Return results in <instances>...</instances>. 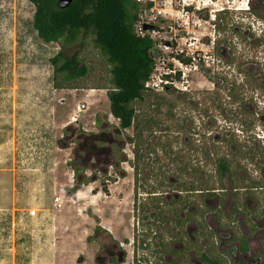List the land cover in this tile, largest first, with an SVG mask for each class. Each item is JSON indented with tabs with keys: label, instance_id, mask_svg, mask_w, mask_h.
<instances>
[{
	"label": "rangeland",
	"instance_id": "obj_1",
	"mask_svg": "<svg viewBox=\"0 0 264 264\" xmlns=\"http://www.w3.org/2000/svg\"><path fill=\"white\" fill-rule=\"evenodd\" d=\"M33 11L34 4L31 0H0V243L11 246L19 240L20 234L21 238L25 239L34 236L35 231L32 230L30 220H26V215L34 214L30 212L31 209L37 212V208L47 205V193H52L53 189H56L68 193L69 197L66 201L79 206L80 211L89 215L94 214L93 211L102 214L101 217L96 218V228L90 234L91 252L95 253L97 250L96 237L101 238L108 231L126 251L124 261L119 264H169V260L160 256L158 251L160 240H157L163 238L171 244L177 241L174 233L181 229V224H176V219L180 217V206L188 208L192 202L199 205L194 211L195 219H198V222L194 221L198 226V229L194 230V235L198 238L199 249L203 248L201 232L207 229L208 220L211 218V213H206L209 210L204 203V196L208 193L197 194L195 191L185 193L184 189L200 188L204 191L208 187L219 186L217 183L221 181L214 178L213 158L225 154L226 149L223 147L225 138L241 142L245 147L259 145V155L253 157L254 161L264 155V148L260 149L262 145L256 134H259L258 115L242 111L240 106L243 101H233L227 97L233 92L240 97L246 95L244 99L246 101L253 95L255 98H252L251 102L259 114V88L249 84L238 85L232 80L245 78L236 68L240 61L257 62L259 65V49L264 50V38L263 36L259 38L257 29L262 26L259 21H262L260 17H264V7L254 8L256 15L244 11L222 12L218 18L211 21L214 25L202 22L201 26L196 28L204 34L201 32L189 34L202 37L201 41L195 40L194 47L197 48L195 54L207 52L217 59L218 65L214 73L210 68L211 64H206L204 58H201L198 68L185 72L184 75L181 74L182 69L176 66L177 56L180 58L181 55H176L171 47L167 48L163 45L169 43L170 38L173 37L175 46L186 48L183 39L180 38L181 33L175 32L180 26V20L176 15L174 17L170 16L171 13L159 15L153 23L156 25L155 30L148 31L159 53L155 57L152 79L158 81V76L165 72H169L168 75L173 77L169 79L168 84L173 93L171 98L173 105L170 107L173 116L165 118L163 115L166 114L164 112L167 109L163 107L160 114L163 122L159 127L161 134L164 135L162 139L167 145L171 143L172 149L178 151V154L183 156V161L189 165V168L181 172H174L176 161L168 167L160 168L166 170L167 175L175 176L173 177L175 182L170 187H164L167 190L162 193L168 197L167 203L161 204V208L168 216L165 220L168 225L165 228V221H155L161 229L158 235L148 228L152 218L147 222L137 210H133V168L130 165L133 145L125 137V134L128 137L132 134L131 126L124 130L121 143L118 145L122 147L127 159L119 163V168L125 171V175H118L115 164L108 165L92 158L87 162L90 168H86L85 173L97 178L88 184H83L78 189L79 192L69 190L74 179L68 161L77 146L76 133L80 129L97 131L103 126L112 130V127L118 124V119L110 116L116 121L114 123L108 118L109 102L101 103L97 97L88 109L77 112L76 117L79 119L77 124L73 122L74 124L67 129H65L66 120H63L65 123L63 126L61 123L58 124L60 115L72 110L76 102H79L81 93L71 92L64 104H58L59 95L55 97L50 57L59 50L60 45L57 41H44L37 35L32 24ZM141 12L143 8L138 13ZM251 17L254 18L253 25L248 23L252 20ZM247 26L251 28L247 29ZM209 31L212 33L208 34ZM212 40L215 43L214 48H212ZM84 42V48L77 43L65 48L68 54L79 51L80 56L89 66V73L73 82L85 85L86 87L83 88H89L88 86L91 85L108 86L110 65L105 55L94 47L91 34L85 37ZM218 47H222V52L224 49L229 50L232 57L226 58L221 55ZM189 59L191 60L190 57ZM177 71H181L179 74L181 76L176 77V74H173ZM246 77L249 78V75ZM229 82L233 83L232 86L228 84ZM161 84L163 86V83ZM162 86L159 85V88ZM229 86L230 90H228ZM177 95L179 98L176 99ZM232 113L235 115L232 116ZM97 118L99 124L95 122ZM211 119L215 120L214 124L208 123ZM250 122L254 123V126ZM164 125L167 126L165 129ZM214 135H220L221 139H212ZM60 141L66 146H60ZM201 149H209V157L203 154ZM108 156L110 159L113 157L112 161H115L111 153ZM54 160L57 161L55 165L52 164ZM240 161L249 162L245 158H241ZM248 166L252 168L251 165ZM105 167H107L105 173L99 171V168ZM101 179L106 181L107 192L100 188ZM166 182H169L168 179ZM181 183L185 187H180ZM190 183L193 185L192 188L189 187ZM146 188L149 189L147 185ZM139 191L137 196L139 195L140 200H143L142 197L146 194L141 189ZM77 193L78 197H76ZM224 195L225 193H222V197ZM149 209L153 210L152 207ZM217 215L221 218L225 216L222 210ZM102 216L109 218L112 231L99 230ZM178 225L180 228L177 227ZM185 227L184 222L181 231L183 230V235L186 236ZM199 227L202 228L201 231ZM145 233L148 234L145 240L147 246L140 244L139 241ZM133 234L134 242H132ZM173 234L175 236L171 239ZM178 262L195 264L189 260V257ZM88 263L96 264L93 259Z\"/></svg>",
	"mask_w": 264,
	"mask_h": 264
},
{
	"label": "trees",
	"instance_id": "obj_2",
	"mask_svg": "<svg viewBox=\"0 0 264 264\" xmlns=\"http://www.w3.org/2000/svg\"><path fill=\"white\" fill-rule=\"evenodd\" d=\"M56 1L31 0L34 4L32 24L37 35L44 41H57L60 45L59 50L50 57L54 87H86L73 81L87 75L89 66L79 51L68 54L65 48L75 43L84 48L85 37L91 34L94 47L105 55L110 65L109 85L88 87L106 89L110 112L118 119V124L114 125L112 130L103 126L97 131L80 129L78 133L75 132L77 146L68 161L73 170L74 183L69 190L76 191L83 184L97 178L85 173V169L90 168L87 162L92 158L108 165L115 164L118 175H125V171L119 168V163L127 159L122 147L118 145L121 143L124 130L131 126L132 134L129 137L125 134V137L133 145V158L130 164L133 168V210H137L147 222L152 218L148 228L159 234L161 229L155 221L162 222L168 218L161 208V204L167 201L162 193L167 190L164 187H170L175 182L173 181L175 176L167 175L166 170L160 168L168 167L176 161L174 172H181L189 168V165L183 161V156L179 155L178 151L172 149L171 143L168 145L165 143L162 139L164 135L159 128L163 122L160 117L163 107L167 109L163 115L165 118L173 116L170 108L173 105V103L171 105L173 93L169 85H165L161 91L145 86V81L153 71L155 57L159 53L154 40L148 34L140 35L135 31L134 23L142 5L136 0H71L68 6L60 8ZM219 15L220 13L217 18ZM179 74L180 72H177L176 77ZM217 99L220 101L219 97ZM98 119L95 120L96 123ZM73 124H67L65 129ZM166 127L164 125V129ZM60 146L66 144L61 142ZM201 150L209 157V149ZM109 153L115 157V161H112L113 157L110 159ZM215 165L220 176L226 165L224 155L216 157ZM106 168H99V171L105 173ZM200 172L202 173L201 169ZM167 179L169 182H166ZM100 186L102 191L107 192L105 179L100 180ZM180 187L185 186L181 183ZM189 187H193L192 183ZM140 189L146 194L143 195V200L137 196ZM147 238L148 234L145 233L139 240L140 244L147 246L145 242Z\"/></svg>",
	"mask_w": 264,
	"mask_h": 264
},
{
	"label": "flooded vegetation",
	"instance_id": "obj_3",
	"mask_svg": "<svg viewBox=\"0 0 264 264\" xmlns=\"http://www.w3.org/2000/svg\"><path fill=\"white\" fill-rule=\"evenodd\" d=\"M257 6L259 8L264 7L263 3L252 5L253 9ZM261 18L264 20V17ZM258 36L264 38V30ZM214 44L213 42L212 48H214ZM221 48H217L221 55L226 58L232 57L229 50L224 49L222 52ZM217 65V59L215 63L210 65L213 73ZM236 68L238 73H243L245 78L240 77L239 80L235 78L232 82L234 81L238 85L249 84L259 88V114L251 102L252 98H255L253 95L246 101H244L246 95L240 97L239 94L233 92L227 97L233 101H243L242 106H240L242 111L245 110L258 115L259 134H256L259 136L262 145L260 149H262L264 148V50L259 49V65L257 62L240 61ZM246 75H249V78ZM228 84L232 86L233 83L229 82ZM230 86L228 90H230ZM234 115L232 113V116ZM214 122L213 119L208 121L209 124H214ZM250 124L254 126V123L250 122ZM213 138L217 140L218 138L221 139V136L214 135ZM223 143V147L226 149L224 154L226 165L223 174L220 176L215 165L216 157L213 158L214 178L221 181L217 183L219 186L208 187L204 191H201L200 188L184 189L185 193L191 191H195L197 194L208 193L204 196V203L209 210L206 213L210 212L211 218L208 220L207 229L201 232L203 234V248L199 249L198 238L194 235V230L198 229L197 224L194 223V221L198 222V219H195L194 211L199 208V205L192 202L188 208L180 206V217L176 219V224H181L182 229V225L184 222L186 223L187 237L183 235V230L179 229L174 233L177 236L175 243L171 244L170 241H164L163 238L157 240H160L158 246L160 256L169 260V264H178V261H184L187 257L195 264H211V262L215 264H264V155L254 161L253 157L259 155V145L245 147L241 142L229 140V138H225ZM241 158H245L249 162L240 161ZM222 193H225L224 197H222ZM166 199L168 201V197ZM217 210L224 212V218L217 215L220 213ZM167 225L166 222L165 228ZM179 225L177 227L180 228ZM99 228L101 231L106 229L101 226ZM199 229L202 230L200 227ZM174 234L173 237H170L171 239L174 238ZM96 241L98 247L93 255L96 264H119L124 261L126 251L120 242L112 238L110 232L106 231L101 238L96 237ZM122 252L123 261L120 262L118 259ZM194 253L197 255H193ZM132 257L134 258V255ZM173 258L175 259L173 260Z\"/></svg>",
	"mask_w": 264,
	"mask_h": 264
},
{
	"label": "crops",
	"instance_id": "obj_4",
	"mask_svg": "<svg viewBox=\"0 0 264 264\" xmlns=\"http://www.w3.org/2000/svg\"><path fill=\"white\" fill-rule=\"evenodd\" d=\"M71 92L81 93V97L72 110L60 115L57 121L58 124L61 123V126L65 123L77 122L79 120L76 117L77 112L88 109L97 97L101 103L109 102L105 88H55V97L59 95L58 104H64ZM81 103L86 106L80 108ZM104 106L106 107L105 104ZM55 110L57 112V106ZM108 111V118L113 121L110 117L113 116L110 108ZM113 118L117 119L114 116ZM63 120H66L65 123ZM56 163L55 160L52 162L53 165ZM67 195L69 194L56 189H53L52 193H47V205L37 208V212L34 210L31 216L26 215V220H30L32 230L35 231L34 236L25 239L21 238L20 234L18 237L20 241L12 243L11 246L0 243V264H94L88 263L94 255L90 247L92 242L90 234L96 228V218L101 217L102 214L99 211H93L94 214L89 215L80 211L75 203L73 205L66 201L69 197ZM55 198L57 200H54ZM99 226L112 231L109 218L104 216Z\"/></svg>",
	"mask_w": 264,
	"mask_h": 264
},
{
	"label": "built area",
	"instance_id": "obj_5",
	"mask_svg": "<svg viewBox=\"0 0 264 264\" xmlns=\"http://www.w3.org/2000/svg\"><path fill=\"white\" fill-rule=\"evenodd\" d=\"M137 2L141 3L143 12L138 13L137 20L134 23V28L137 34L143 35L148 34L150 37L151 35L148 33L149 30H155L156 25L155 20L158 19L159 15L171 13L170 16L176 17L180 20V26L176 28L175 32H180V38L183 39V44L186 45L185 47H177L172 41H169V43H164L163 45L165 47H171V50H173L176 55H181L180 58L177 59L174 57V59L177 60V67L182 69L180 72L181 74H185V72L191 71L192 69H196L199 67V62L201 58H204L206 64L212 65L216 62V58L212 54H208L207 52L200 53L195 52L197 51V48H195V40L201 41V36L196 35H189L191 32L198 33L201 31H198L196 28L201 26L202 22H207L210 25L211 21L213 22L215 18L217 17L218 13L226 12V11H234V12H249V13H255L254 9L252 7L253 4H262L264 5V0H136ZM141 8V10H142ZM256 15V14H254ZM245 17H248L247 14H245ZM249 19V17L247 18ZM252 20H249L248 23L251 25L254 24L253 17H251ZM260 19L263 21H259V24H261V27H258V33H263L264 30V20L260 17ZM177 20V19H175ZM152 23V24H151ZM144 25H150L147 28H144ZM247 29L251 28L249 26L246 27ZM202 33V32H201ZM212 32H208L210 34ZM204 34V33H202ZM152 38V37H151ZM153 39V38H152ZM154 40V39H153ZM213 40L211 41L213 46ZM155 48L158 50L157 46ZM202 49V48H200ZM158 56V55H157ZM191 58V60L189 59ZM168 68V67H167ZM155 69V65L153 68V71ZM153 71L151 72L149 78L145 81V86L152 88L154 90H159L165 87V85L169 84V79L173 78L171 76H165V74H170L169 72H165L164 74L161 73L158 77V81H154L152 79ZM166 71V69L164 70ZM174 71V70H173ZM177 72H174L173 74H177ZM181 76V75H179ZM163 83V86L162 84ZM159 85L162 86L159 88ZM85 104L81 103L80 108H84ZM57 200V198H55ZM31 213H34V210L32 209L30 211Z\"/></svg>",
	"mask_w": 264,
	"mask_h": 264
},
{
	"label": "water",
	"instance_id": "obj_6",
	"mask_svg": "<svg viewBox=\"0 0 264 264\" xmlns=\"http://www.w3.org/2000/svg\"><path fill=\"white\" fill-rule=\"evenodd\" d=\"M71 0H57L56 1V5L60 8L66 7L70 4ZM150 26V25H149ZM148 25H144V28L149 27ZM120 262L123 261V252L121 254V256L118 259Z\"/></svg>",
	"mask_w": 264,
	"mask_h": 264
},
{
	"label": "clouds",
	"instance_id": "obj_7",
	"mask_svg": "<svg viewBox=\"0 0 264 264\" xmlns=\"http://www.w3.org/2000/svg\"><path fill=\"white\" fill-rule=\"evenodd\" d=\"M264 28V27H263Z\"/></svg>",
	"mask_w": 264,
	"mask_h": 264
}]
</instances>
